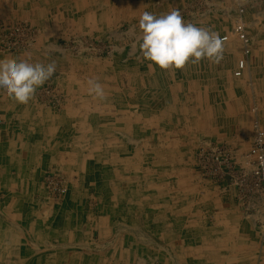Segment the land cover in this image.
<instances>
[{"label":"crops","instance_id":"crops-1","mask_svg":"<svg viewBox=\"0 0 264 264\" xmlns=\"http://www.w3.org/2000/svg\"><path fill=\"white\" fill-rule=\"evenodd\" d=\"M15 1L22 8L29 2L0 0V9L13 6ZM77 1L81 2L79 10L74 7ZM250 1L257 6L252 14L246 5ZM69 2L65 8L50 7L48 14L52 15V19L57 12L66 14V20L75 25L73 30L80 29L81 33H90L94 39L108 40L116 53L91 59L83 57V65L74 67L72 64V69L60 74L63 95L55 106L36 102L40 100L38 88L37 98L34 97L30 108L33 111V128L30 127V130L34 131L30 139L25 137L26 132L18 123L16 127L19 128H11L12 134H15L13 141L21 142L24 139V154L21 157L27 165L17 168V174L21 177L15 175L18 180L16 186L11 188L13 195L9 190L10 185H6L4 198L6 206H25L24 212L16 218L20 223L23 221V228L11 234L19 241L25 240L22 244L18 241L15 264H24L25 257L21 253H28L27 258L31 257L32 264H71L73 254H80L84 264H94L96 257L92 260L89 258L91 255L97 256L100 264H264L261 257L264 245L258 237L255 242L258 246L254 248L250 245V236L242 234L241 248L234 251L231 231L217 234L214 231L184 229L179 232L167 227L154 235L150 229L141 231L133 223L128 225L120 215L103 212L105 202L109 204L112 198H117L126 182L129 184L123 190L136 191L138 187L144 190L142 202L145 206L168 205L163 196L169 188L166 179L172 168L178 173L176 192L181 193L180 197L192 195L191 206L198 207L201 203L196 200L201 191L199 181L189 173L178 180V175L184 173L183 156L194 142L188 141L187 128H193L191 136H195V139L205 137L201 127H215V117L212 115L217 106L223 103L221 107L231 110L230 104L234 99L237 108V97L241 92L234 88L232 79L240 52L236 57L224 55L222 61L227 64L223 65L226 79L220 92L215 85L219 64L203 60L195 65V68H199V74L195 76L199 78L192 80L193 86L191 80L188 84L183 80L190 76L184 69L149 67L137 43L140 15L144 11L160 15L177 9L186 22L224 34L229 33L233 26L235 6L245 3L243 20L252 46L243 75L235 78L248 80L249 91L256 94L264 90L261 82L264 79V21H261L264 12L261 5L256 0ZM83 24L87 25L85 29ZM253 26L258 31L256 37L251 34L250 27ZM232 45H236L235 40ZM206 63L209 65V75L215 77L216 82L207 87L201 84L200 78ZM94 77L99 78L104 87V100L88 92L87 81ZM206 93L210 97L207 95L205 101ZM15 108L24 110L25 105L16 103ZM3 120L1 115L0 126ZM8 125L11 127L13 123L4 122L0 132H7L5 127ZM170 125H180L184 129L177 137L170 132ZM6 140L1 138L0 141L8 143ZM31 141H35V148L26 150V142ZM16 148L20 149V144ZM30 157L32 160H29ZM50 166L64 170L71 176V181L63 199L47 202L42 198L39 180ZM187 169L190 170L187 172L194 173L189 167ZM2 172H5L6 178L13 179L14 175H10L9 171ZM205 184L208 188L202 189H207L206 192L213 196L210 189L216 190V186ZM108 190L111 196L105 201ZM18 191L24 194L22 199ZM156 193H161V201ZM195 194L198 195L194 197ZM211 196L206 197L208 203L222 205L220 198L215 200ZM113 203V206L117 205ZM184 216L190 218L189 215ZM162 217L163 222L176 219H169L166 215ZM177 220L181 221L179 217Z\"/></svg>","mask_w":264,"mask_h":264},{"label":"rangeland","instance_id":"rangeland-1","mask_svg":"<svg viewBox=\"0 0 264 264\" xmlns=\"http://www.w3.org/2000/svg\"><path fill=\"white\" fill-rule=\"evenodd\" d=\"M28 1L24 8L18 6L17 1H15L13 6L9 5V7L5 6L0 9V58L15 57L27 59L29 62H43L45 64L55 61L57 65L56 72L49 81L39 88L40 92L37 91V96H40V100L36 101L42 105L44 103L55 106L61 101L63 95L61 90L63 83L60 74L64 73L65 70L72 69V64L74 67L76 65H83L84 63L81 59L83 57L90 59L100 56L106 57L115 54L116 49L108 40L94 39L90 36V33L86 35L81 33L82 30L80 29L73 30L72 27L75 25L66 20V14L62 15L60 12H57L53 19L52 15L48 14L47 11L50 10V7L65 8L70 4L69 1L71 0ZM77 2L74 7L79 10L81 2ZM241 4L235 6L233 25L240 18L244 22L243 6H245V3ZM246 5L249 6L251 14L257 8L252 1L246 3ZM38 7L41 8L38 9ZM240 7L243 8V12L241 13H239ZM261 10L264 12L263 8ZM262 15L261 21H264V14ZM85 25L83 24L84 29ZM49 27H51L50 30ZM255 28V26L250 27L253 37H256V32H258ZM231 30L232 28L227 33L229 37L228 41L225 42L224 55L230 56L232 54L233 57H236L237 52H240L241 56L242 43L231 33ZM248 37L250 39L249 56L252 42L251 37L249 35ZM233 40H235V46L232 45ZM240 48L241 50H239ZM72 60H79V62L74 63ZM224 64L226 63L223 61L219 63L215 80V77L212 78L209 75V65L206 63L204 74L200 77L201 84L207 87L209 84H215V81H217L215 85L218 92H220L226 79L223 68ZM100 65L103 64L100 63ZM183 69L186 71V74H190V76L185 79L183 78V80H185L186 84L191 80L190 84L193 86L192 80L199 78V76H195L199 74V68L197 69L195 65L189 63ZM235 77H232L233 86L238 91H241L240 96L237 97V108H235L236 100L234 99L233 104H230L231 110L221 107L224 106L223 103L217 106V110L213 112L215 114L212 115V117H215V127H201V133H204L205 137L195 139V136H191L193 128H187L186 137H188V141L194 140V142L187 148L183 156L182 166L184 173L178 175V180L185 173H189L196 178V181H199L197 182L201 186V191L196 200H200L201 203L198 204V207L191 206L192 195L180 197L181 193L176 192L178 173L176 174V169L172 168L168 172L166 179L169 181V188L172 187L171 189H166L163 196L164 202H168V205L145 206V203L142 202L144 201V190H141L140 187L136 191L123 190L129 184V182H126L122 185L120 195H116L117 198L114 200L112 198L109 204L105 202L106 207L103 209V212L120 215L128 225L129 223H133L141 231L150 229L154 235L156 233L159 234L161 230L167 227L179 232L184 229H195L199 231H214L217 234L218 232L223 234L227 230L233 232L234 251L237 248H241L242 234L251 237H249L250 245L254 246V248L258 246V243H255L257 237L260 239V243L264 245V186L261 174L255 172L257 168L255 158L247 154L253 141L252 123L254 119H257L261 129L264 131V90L254 94L249 91L248 80ZM252 80L254 81L255 79ZM261 82L264 86V79ZM207 95L208 98L210 97L206 93L204 100H207ZM37 96L35 94V99ZM15 107L16 103L0 90V117L2 115L4 119L3 123L6 121L10 124L13 123L11 127L9 125L5 127V131L8 130L7 132H0V140L1 138L7 139L5 142H8L4 143L0 141V264H15L17 260L16 255L18 253L16 246L19 240L15 236L12 237L11 234L19 230V228H23L21 225L23 221L20 223L18 222L19 219L16 218L19 217L18 214H22L25 210V206L20 204L15 207L6 206V201L4 200L7 194L6 185H10L9 190L11 192V188L16 186V181L18 180L15 179V175L21 177V175L17 174V168L27 166L21 157L24 154V139L21 142L13 141L12 138L15 134H12L11 128H15L19 124L20 128L26 132L25 137L29 139L33 136L34 132L33 129L30 130V127L33 128L31 124L33 121V111L30 109L32 107V100L25 105L24 110H16ZM171 112L169 111V113ZM19 118L20 120L18 121ZM3 123L0 127H4ZM169 129H171L170 132L174 136H177V134L182 133L184 128L180 127V125H170ZM19 144L22 149L16 148ZM34 146L35 141L26 142L25 149H33L35 148ZM30 155L32 156V153ZM29 160H32V158L30 157ZM187 167L194 173L187 172L190 171ZM3 170L9 171L10 175H14L13 179L6 178L4 176L5 172H2ZM45 170L39 180L42 188V198L44 197L43 199L47 202L63 199L68 191L71 176L64 170L57 169L54 166H50ZM125 180L128 181V179ZM142 180L144 181V179ZM205 183L216 186V190L210 189L213 196L206 192L207 189H202L207 187ZM107 193L105 192V196L107 197L105 201H108V198L111 196H109V190ZM156 194L158 200L161 201V193ZM23 195V193L19 192L20 199L23 198ZM197 195L195 194L194 197ZM207 196H211L215 200L220 198L222 205L217 202L214 204L212 202L208 203ZM113 202L117 203V205L113 206ZM183 214L189 215L190 218L186 219L187 216L183 217ZM162 215H166L169 219L171 217H176V219L163 222ZM177 217L181 221L177 220ZM155 240L160 241L158 238H155ZM22 241L25 242V240ZM22 241H19V243L22 244ZM218 243L224 245L223 242ZM138 245H141V243ZM27 254L21 253L25 257L23 262L24 264H32V259L31 257L27 258ZM80 257V254H73L70 260L71 264H84L80 260ZM93 257H96L95 260ZM217 257L219 258V255ZM261 257L264 258V253L261 254ZM89 258L94 260V264H100L97 256L91 255Z\"/></svg>","mask_w":264,"mask_h":264},{"label":"clouds","instance_id":"clouds-1","mask_svg":"<svg viewBox=\"0 0 264 264\" xmlns=\"http://www.w3.org/2000/svg\"><path fill=\"white\" fill-rule=\"evenodd\" d=\"M138 28L139 52L149 62V67L183 69L189 63L197 65L207 60L219 64L224 59L225 40L220 34L186 22L177 9L160 15L144 11L139 17ZM56 69L55 61L45 64L15 57L0 58V90L13 102L27 105ZM87 85L90 95L106 99L99 78H89Z\"/></svg>","mask_w":264,"mask_h":264},{"label":"built area","instance_id":"built-area-1","mask_svg":"<svg viewBox=\"0 0 264 264\" xmlns=\"http://www.w3.org/2000/svg\"><path fill=\"white\" fill-rule=\"evenodd\" d=\"M258 3L264 9V0H257ZM243 12V8H239V13ZM231 33L241 41L242 43V55L237 59L235 68L233 70V75L236 77H240L243 75L246 67H247V56L250 52V39L246 34L244 22L240 19H237L234 23ZM220 36L228 41L229 35L227 33L220 34ZM253 129V141L252 145L248 149V156H253L257 162V168L255 170L256 173H260L262 177V182L264 186V131L261 129L259 122L257 119H254L252 123ZM264 191V188H263Z\"/></svg>","mask_w":264,"mask_h":264},{"label":"bare ground","instance_id":"bare-ground-1","mask_svg":"<svg viewBox=\"0 0 264 264\" xmlns=\"http://www.w3.org/2000/svg\"><path fill=\"white\" fill-rule=\"evenodd\" d=\"M225 12H226V11H225ZM247 23H248V22H247ZM249 23H250V22H249ZM233 249H234V248H233ZM12 253H13V252H12ZM141 260H142V259H141ZM171 261H172V259H171ZM171 261H170V262H171ZM229 261H230V260H229ZM135 262H136V261H135ZM175 264H176V263H175Z\"/></svg>","mask_w":264,"mask_h":264}]
</instances>
